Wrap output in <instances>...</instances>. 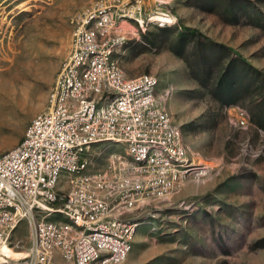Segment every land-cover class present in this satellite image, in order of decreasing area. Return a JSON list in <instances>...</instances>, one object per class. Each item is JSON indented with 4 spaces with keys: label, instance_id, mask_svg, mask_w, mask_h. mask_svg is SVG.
<instances>
[{
    "label": "rangeland",
    "instance_id": "rangeland-1",
    "mask_svg": "<svg viewBox=\"0 0 264 264\" xmlns=\"http://www.w3.org/2000/svg\"><path fill=\"white\" fill-rule=\"evenodd\" d=\"M103 2L113 6L98 8L97 17L115 15L114 48L105 51L111 36H100L98 18L85 19L79 32L81 18ZM138 4L142 12L132 10ZM75 36L78 45L99 52L74 53H84L83 62L78 68L72 63L60 86L69 89L76 74L90 72L91 58L102 57L131 85L155 82L151 89L142 86L146 90L135 100L152 95L174 135V151L168 145L172 133L164 132L166 143L116 137L120 141H97L77 154L88 164L78 175L105 169L124 178L105 180L109 196L130 200L127 189L150 184L145 195L104 206L105 215L125 218L128 225V264H264V0H0V156L20 145L33 118L51 109ZM105 88L101 81L87 99L97 109L120 95ZM146 114H153V106H146ZM153 124L163 134L161 116ZM153 140L160 143L156 149ZM138 155L143 162L136 163ZM163 164L174 173L156 169ZM163 181L178 182L163 189ZM89 192L105 202L96 184H89ZM57 221L70 232L79 230L62 213L46 218L45 226ZM30 225L33 219L20 222L7 237L5 264H25ZM47 252L51 264H72L55 245H47Z\"/></svg>",
    "mask_w": 264,
    "mask_h": 264
},
{
    "label": "built area",
    "instance_id": "built-area-1",
    "mask_svg": "<svg viewBox=\"0 0 264 264\" xmlns=\"http://www.w3.org/2000/svg\"><path fill=\"white\" fill-rule=\"evenodd\" d=\"M101 6L112 8L113 5L107 2L97 5L90 14L81 18L79 32L84 33L85 19L98 18L99 28L97 30L100 36H111L115 15L97 17V9ZM132 10L142 12L141 5H134ZM105 48H114L112 36L111 43L104 47V51ZM83 50L92 51L91 46H79L75 36L72 40L71 57L65 61L59 72L53 93L55 90H60L62 76L70 75L72 63H78V61H74V53H81ZM106 68H113L115 71L114 65L105 66V59L93 60L91 58L87 85L78 86L77 80H73L75 95L86 94V86L96 85L97 81H107ZM108 86H115V92L121 93L124 89H131V97L128 100H121L119 103L125 108V116L115 115L114 104L109 112L93 113V105L97 102L86 105L85 110L67 112L66 101L62 99L61 112L49 110L44 112L42 117L33 118L30 122L33 123V133L30 138L16 149L14 155L0 156V200H14L16 203V214H9L2 210L0 217V225H5V234L0 235V264H4L8 259L2 252L7 237H10L11 232L20 222L25 221V218H33V225H30L29 252L25 264H51L47 245H55V250L63 251V257L70 258V254H78L79 262L74 264H89V259L96 256L90 252V244L104 242V239H89L85 233L70 232L64 226H60V221H57V225L45 226L44 212L48 209L71 210L75 212V217L82 218L87 225H104V228L114 231L116 234V245H113L114 259H125L127 248L123 235L119 234L120 222L125 218L108 217L104 213V206H110L111 199H120V202L123 203L145 195L150 192V184L127 189L130 190V200H121V195L109 196L105 180L124 178L117 173L105 172V169L101 173H93L91 177L78 175V168L87 164L86 158H79L78 155H65V146H77V148L84 149L87 140L106 137H120L132 142L135 138L161 139L162 142H165L164 132H171L173 135V131L168 130L165 114L162 113V109H156L153 98L135 100V93H138L139 90H146V88H142V83H134L132 86H116L113 82L107 81L105 92H108ZM134 102H145V110H134ZM146 106H153V114H146ZM68 116H80L81 125L60 130V120L67 119ZM154 116H161L163 134H156L153 124ZM83 129H90V136H83ZM74 135H82V143H75ZM64 136H71V143H64ZM168 145L174 151V135L173 143H168ZM31 147H39V154H31ZM158 157H161V154ZM56 167H64V175L61 177L64 192H56L54 184H52V172H55ZM121 167H126L122 161ZM156 169L171 170V173H174L176 168H166L163 165ZM176 182L165 184L163 181V189L173 186ZM89 184H96L102 188L105 202H98V196L90 195ZM18 192L30 193V202H19ZM76 200L84 201L85 210L76 208ZM28 203H38V211L28 213ZM74 240H81V247H74Z\"/></svg>",
    "mask_w": 264,
    "mask_h": 264
},
{
    "label": "bare ground",
    "instance_id": "bare-ground-1",
    "mask_svg": "<svg viewBox=\"0 0 264 264\" xmlns=\"http://www.w3.org/2000/svg\"><path fill=\"white\" fill-rule=\"evenodd\" d=\"M95 46L97 47V45H95ZM92 52H99V50H96V48L93 47L91 53ZM108 53H110V51H108ZM83 56H84V53L81 54V56L80 55H75L74 56L75 57L74 61H78V63H76V64L74 63L77 68L80 67L79 66L80 64H82ZM101 59H104V58H102V57L100 58L99 56L94 57V60H101ZM105 66H113V65L107 63L106 60H105ZM114 68H115V71L113 70V68H106L105 69L106 80L109 81V82H113L116 86H132L127 81L123 80L121 74H117V73H121V72H119V70H117L116 67H114ZM75 80H77L78 86L87 85V76L86 77L85 76L84 77H80V76H78V74H76ZM107 81H104V83H107ZM100 82L101 81H97L96 84L98 85V84H100ZM134 83H142V86H145L148 89H151L152 86L155 84V82L153 80H151V79H148L146 81H143L142 79H139V80L135 81ZM97 85L86 86V94H79V95H75L73 83L69 85V89L66 88L64 86V84L61 85L60 86V90L58 92H55L53 94V96H52V98H53L52 100L53 101H52V107H51L50 110H53V112H58V110H57L58 101H60V100L62 101V99H63V101H66V110H67V112H76V110H85L86 109V105L94 104V102H90L87 99H88V97L92 96L91 93L94 92V90L96 89ZM113 87H115V86H113ZM130 91H131L130 89H124L123 93L120 92V95L117 96L114 99L113 102L104 105L100 109H97L96 105L94 104L93 105V113L103 114V113L109 112L111 110V108H112V104H114L115 115L116 116H125V108L122 107V105L119 104V103L121 102V100H128V98L131 97ZM147 98H152V95L151 96L140 97L139 100L147 99ZM142 105H145V102H134V110H138V107L139 106L142 107ZM68 121H70L71 122L70 124L74 125V126L81 125L80 116H68L67 119L60 120V130H67V125H69ZM83 131L84 132H90V129H83ZM32 133H33V124L29 128L24 140L20 143V145H18L16 148H14L10 152H8V153H6L5 155H2V156H12V155H14L15 152H16V149L18 147H20L22 144H24L25 140L29 139ZM102 140L103 141L104 140L120 141V139H118L116 137H106V138L98 139V140H87L85 145L93 144V143H95L97 141H102ZM74 142L75 143H82V137L80 135H74ZM64 143H71V136H64ZM147 143H149V142H147ZM150 143L152 144L151 147L155 148V149L157 148L156 144H160L159 142L154 141V140L150 141ZM133 146H134V144H133ZM79 149H81V148H77V146H65V155H77L78 152H79ZM161 150L169 151V149L166 148V147L162 148ZM143 151H145V150H143ZM154 152H157V151H154ZM162 152H160V153L163 154ZM31 154H39V147H31ZM179 154H180V152H179ZM162 157H164V156L162 155ZM143 159H145V157H140L139 155L135 157L136 163L143 162ZM163 161L164 162H168L167 159H164V158L162 159V162ZM87 165L88 164H85L83 167L78 168V174H80L87 167ZM126 165H128V164H126ZM168 165L169 166H176L174 164V162L169 163ZM196 170H198V169H196ZM189 171H195V169H191L190 167H188L187 172H189ZM63 175H64V167H56L55 172H52V184H54L56 192H63L60 189L61 182H62L61 181V177H63ZM145 177H147V176H145ZM165 178H167V177H165ZM158 180H160V179H158ZM154 181H156V180H154ZM155 185H157V184H155ZM126 192H127V190H126ZM18 199H19V202H30V193L18 192ZM76 208L78 210H85L84 201L83 200H76ZM2 210H3V212L9 213V214H16V203H15V201L14 200H0V217L2 215ZM27 211H28V213H35V211H38V203H28L27 204ZM56 213L66 214L68 217H70V219L72 220L73 224L76 227L79 228L77 233H85L89 239H104L105 243L104 242H92L90 244V252L92 254H95L96 256L95 257H91L89 259V264H105V263H110V264H128L127 260H128L129 254H130V252L132 250V243H131V240H130L129 235H128L129 234L128 233L129 232V228H128L127 224H125L124 222L121 221L120 225H119V234L123 235L124 243H125V246L127 248V250L125 252V259H114L113 245H116V234H115L114 231H111L110 229L104 228V225H96V226L87 225L82 218L75 217V212H73L71 210L48 209V210H45V212H44V219H46L49 216H51L52 214H56ZM31 219H33V218H25V220H29V221ZM1 231H5V225H0V232ZM74 247H81V240H74ZM70 259L72 261V264L78 263L79 262V255L78 254H70Z\"/></svg>",
    "mask_w": 264,
    "mask_h": 264
},
{
    "label": "trees",
    "instance_id": "trees-1",
    "mask_svg": "<svg viewBox=\"0 0 264 264\" xmlns=\"http://www.w3.org/2000/svg\"><path fill=\"white\" fill-rule=\"evenodd\" d=\"M151 19H152V18H151ZM161 21H162V20H161ZM175 52L178 53L179 55H181L180 52H178V51H176V50H175ZM228 69H229V68H228ZM227 71H228V70L225 71V74L223 75L224 77L226 76V72H227ZM222 81H223V80H222Z\"/></svg>",
    "mask_w": 264,
    "mask_h": 264
}]
</instances>
